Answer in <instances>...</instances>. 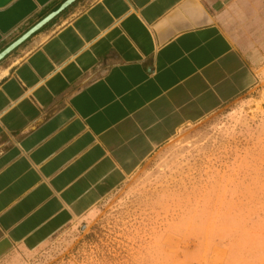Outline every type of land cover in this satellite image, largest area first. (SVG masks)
Listing matches in <instances>:
<instances>
[{
  "label": "crops",
  "instance_id": "0c3cea01",
  "mask_svg": "<svg viewBox=\"0 0 264 264\" xmlns=\"http://www.w3.org/2000/svg\"><path fill=\"white\" fill-rule=\"evenodd\" d=\"M228 3L0 0V264L255 89V67L218 24Z\"/></svg>",
  "mask_w": 264,
  "mask_h": 264
},
{
  "label": "rangeland",
  "instance_id": "374dc122",
  "mask_svg": "<svg viewBox=\"0 0 264 264\" xmlns=\"http://www.w3.org/2000/svg\"><path fill=\"white\" fill-rule=\"evenodd\" d=\"M241 1L218 24L255 67V89L184 127L19 264H264V0Z\"/></svg>",
  "mask_w": 264,
  "mask_h": 264
}]
</instances>
